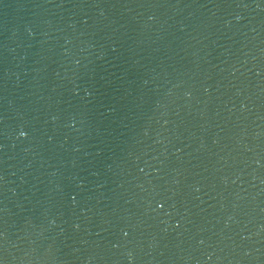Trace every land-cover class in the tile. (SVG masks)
Segmentation results:
<instances>
[{
  "label": "water",
  "instance_id": "obj_1",
  "mask_svg": "<svg viewBox=\"0 0 264 264\" xmlns=\"http://www.w3.org/2000/svg\"><path fill=\"white\" fill-rule=\"evenodd\" d=\"M0 264H264V0H0Z\"/></svg>",
  "mask_w": 264,
  "mask_h": 264
},
{
  "label": "clouds",
  "instance_id": "obj_2",
  "mask_svg": "<svg viewBox=\"0 0 264 264\" xmlns=\"http://www.w3.org/2000/svg\"><path fill=\"white\" fill-rule=\"evenodd\" d=\"M20 135H21V136H24V133H23V132H21V133H20Z\"/></svg>",
  "mask_w": 264,
  "mask_h": 264
},
{
  "label": "snow or ice",
  "instance_id": "obj_3",
  "mask_svg": "<svg viewBox=\"0 0 264 264\" xmlns=\"http://www.w3.org/2000/svg\"><path fill=\"white\" fill-rule=\"evenodd\" d=\"M24 135H25V133H24ZM162 206V205H161Z\"/></svg>",
  "mask_w": 264,
  "mask_h": 264
}]
</instances>
